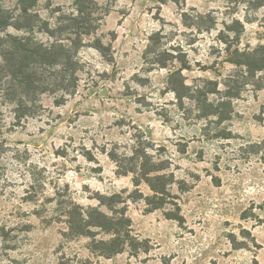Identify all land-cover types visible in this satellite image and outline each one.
Segmentation results:
<instances>
[{
  "label": "rangeland",
  "instance_id": "1",
  "mask_svg": "<svg viewBox=\"0 0 264 264\" xmlns=\"http://www.w3.org/2000/svg\"><path fill=\"white\" fill-rule=\"evenodd\" d=\"M73 1L36 9L55 22ZM98 1L73 93H38L18 117L0 90V264H264V75H242L227 49L264 44V1ZM138 144L174 175L182 219L130 197L135 174L109 153ZM114 193L139 240L108 258L68 232L65 212L108 211L98 196Z\"/></svg>",
  "mask_w": 264,
  "mask_h": 264
},
{
  "label": "trees",
  "instance_id": "2",
  "mask_svg": "<svg viewBox=\"0 0 264 264\" xmlns=\"http://www.w3.org/2000/svg\"><path fill=\"white\" fill-rule=\"evenodd\" d=\"M38 3L39 0H15L14 5L9 6L5 0H0V90L16 104L18 117L20 111L35 107L38 93L59 91L61 98H65L75 91L82 69L79 49L85 37L98 30L106 15L98 0H74L73 9L68 13L57 9L58 15L52 22L36 9ZM94 46L100 51L104 48L100 38ZM227 49L234 55L229 61L242 70V75L247 78L258 72L264 75V44L254 48L236 47L232 52L231 47ZM230 78L233 81L236 77L231 75ZM227 86L229 88V84ZM109 154L118 163L120 172L135 174L136 188L130 197L144 198L148 210L174 205L175 209L166 211L167 217L183 218L178 211L181 206L172 192L174 175H167L160 165L151 167L152 159L147 149L138 144L130 153L113 150ZM143 181L150 186L151 194L144 195L139 188ZM98 200L108 211L97 206L85 208L79 203L67 207L68 232L92 238V246L108 258L128 247L136 250L139 239L133 233L123 194H101ZM98 230L106 236L97 239Z\"/></svg>",
  "mask_w": 264,
  "mask_h": 264
}]
</instances>
